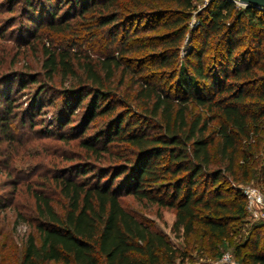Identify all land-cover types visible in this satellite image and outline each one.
<instances>
[{"label":"trees","instance_id":"1","mask_svg":"<svg viewBox=\"0 0 264 264\" xmlns=\"http://www.w3.org/2000/svg\"><path fill=\"white\" fill-rule=\"evenodd\" d=\"M21 1L33 36L44 27L65 38L58 49L37 35L46 81L55 74L74 81L38 83L21 112L12 86L0 93L1 166L13 175L17 128L32 130L28 112L50 105V124L61 129L78 117L83 157L107 162L59 165L40 186H26L38 241L27 236L22 264H184L186 251L130 212L126 194L173 208L171 231L186 244L202 231L230 247L239 264H264V222L243 227L246 200L231 184L241 171L264 185V8L210 0L190 28L195 0ZM181 45L187 53L178 62ZM126 77L129 87L120 93ZM191 102L199 111L188 115ZM91 126L98 129L83 136ZM19 184L0 195V209L11 206Z\"/></svg>","mask_w":264,"mask_h":264},{"label":"rangeland","instance_id":"2","mask_svg":"<svg viewBox=\"0 0 264 264\" xmlns=\"http://www.w3.org/2000/svg\"><path fill=\"white\" fill-rule=\"evenodd\" d=\"M39 1V0H34ZM210 0H195L196 8L193 10L189 20L190 28L198 25L199 12L208 5ZM64 7V6H63ZM40 9L36 10L39 13ZM30 11L21 0H0V74L6 71H13L8 78L0 79V93L5 91L6 87H13L12 95L17 97L20 112L30 105L34 88L38 83H46L48 87H62L74 81L73 77L63 78L60 74H55L51 81H46L45 70L41 67L44 53L42 41L39 39V33L45 36L48 45L60 49L63 47L65 38L59 32H54L48 28L40 27L34 35V26L29 22ZM138 23L134 22V27ZM133 28V26H132ZM79 42L80 49L87 50V42L81 39ZM90 55L95 58L98 45L92 41ZM242 45H245L243 42ZM186 46L181 45L178 50L177 59L181 62L186 56ZM95 52V53H94ZM180 65V64H179ZM76 67V66H75ZM77 70V68H76ZM79 71V70H78ZM15 73H18L16 75ZM15 74V75H14ZM30 75L36 77L39 82L32 83ZM119 72H116L113 85L116 86ZM174 81L170 79L169 82ZM129 78L119 86L118 92L123 93L126 87H129ZM20 90L16 92V89ZM24 87V88H21ZM136 87V86H133ZM131 93V92H129ZM1 96V94H0ZM58 100V99H57ZM199 111V107L193 102L189 104L188 115H193ZM53 106H45L41 110L28 112L33 114L34 128L29 129V125L17 128L16 134L18 140L14 143L16 149L10 161V167L13 169V175L7 174L5 168L1 166L3 156L0 155V195L6 196L9 191L13 190V183L20 181L18 189L13 193V201L10 207L0 209V264H22L23 252L27 236L33 234L38 241V232L35 228L37 214L34 210V199L28 188L38 187L42 183L44 175L54 172L59 165H74L85 160L93 162L97 166L105 165L107 162L98 163L94 157L85 158L81 146L78 144L81 129L78 117L72 121L70 126L59 128L57 124H50L52 120ZM98 126L87 127L85 135L95 133ZM210 129H216V123L210 124ZM61 133L67 134L69 142L58 138ZM6 145H0V149L5 150ZM8 151V150H6ZM256 157L258 154L255 155ZM255 169V167H251ZM91 175V174H90ZM92 176V175H91ZM232 185L242 188L254 187L264 195V185L256 182L252 175L244 178L241 171L238 180H233ZM52 193L56 200H60L53 189L45 190ZM122 203L137 218L150 224L155 230L164 233L175 247L186 251L187 257L184 264H223L220 258L223 253L232 254L231 248H223L222 244L215 241L207 240V237L200 231L184 242L181 237L175 236L171 231L174 220L175 210L169 207H159L151 204L146 200H137L131 195H123ZM55 207L60 211V205L55 203ZM248 211V210H247ZM246 222L243 227L251 223L260 221L264 222V208L256 215L247 212ZM51 264V263H49ZM60 264V263H58Z\"/></svg>","mask_w":264,"mask_h":264},{"label":"built area","instance_id":"3","mask_svg":"<svg viewBox=\"0 0 264 264\" xmlns=\"http://www.w3.org/2000/svg\"><path fill=\"white\" fill-rule=\"evenodd\" d=\"M237 5H243L238 0H233ZM243 195L246 200V209L253 213L257 214L262 208H264V195L254 187H245L242 188ZM220 261L223 264H239L231 253L225 252L222 254Z\"/></svg>","mask_w":264,"mask_h":264},{"label":"water","instance_id":"4","mask_svg":"<svg viewBox=\"0 0 264 264\" xmlns=\"http://www.w3.org/2000/svg\"><path fill=\"white\" fill-rule=\"evenodd\" d=\"M243 5H254L264 8V0H238Z\"/></svg>","mask_w":264,"mask_h":264}]
</instances>
